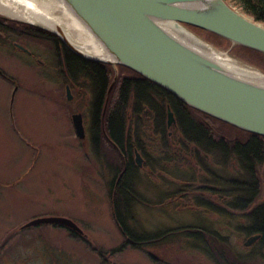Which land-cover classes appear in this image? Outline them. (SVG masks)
Segmentation results:
<instances>
[{"label":"rangeland","instance_id":"rangeland-1","mask_svg":"<svg viewBox=\"0 0 264 264\" xmlns=\"http://www.w3.org/2000/svg\"><path fill=\"white\" fill-rule=\"evenodd\" d=\"M228 6L245 16L231 3ZM0 18L53 35L40 26ZM187 30L213 49L230 54L244 68L264 75L263 71L240 58L243 53L238 50V45L220 41L202 29ZM38 36L31 31L24 35L0 32V246L11 242L0 254V264H102L94 247L109 252L123 242L112 221L108 201L112 174L107 160L114 157L107 149L112 145L105 138L95 149L87 84L83 78L70 80L62 66L64 53L61 45L56 48ZM104 64L113 71L105 95L107 104L111 91L122 76L120 66L114 68ZM66 87L71 100L66 98ZM74 114L82 115L83 140L77 139L73 129ZM172 131L174 128L168 129L169 134ZM113 151L117 153L115 149ZM133 159L135 161V153ZM141 159L134 188L139 202L132 206L129 224L132 231L154 236L182 228L212 229L226 239L235 256L264 264L255 242L244 245L246 238L235 229L239 222L228 223L227 219L194 207L192 196L199 194L201 190L196 188L204 185L201 178L194 176L195 181L189 183L187 178L186 183H181L177 179L181 177L180 173L170 171L175 167L173 164H163L164 169L159 161L157 169L153 165L146 166L145 159ZM259 174L264 178V166ZM200 177L206 178L203 174ZM262 183L264 199V181ZM179 185V190L188 185L189 189L186 192L181 189L182 194L175 195V200L169 199L171 194H176ZM48 217L72 221L83 237L72 238L65 227L51 224L24 227L32 220ZM158 245L159 248L152 246L147 251L126 247L110 259V264H212L200 235L177 234Z\"/></svg>","mask_w":264,"mask_h":264},{"label":"trees","instance_id":"trees-1","mask_svg":"<svg viewBox=\"0 0 264 264\" xmlns=\"http://www.w3.org/2000/svg\"><path fill=\"white\" fill-rule=\"evenodd\" d=\"M224 1L227 4L231 3L255 22L264 25V0ZM185 27L201 30L189 25ZM29 31L50 41L56 48L61 45L54 35H49L45 31L0 18V32L3 34L16 32L24 35ZM210 34L220 41L228 42L218 35ZM61 46L64 53L62 66L70 80L83 78L90 93L89 108L93 113L92 142L95 149L99 147L101 139L105 138L112 145L107 149L114 157L113 160H107L108 169L112 174L108 184V201L112 221L123 242L109 252L94 247L101 263L110 264V259L126 247L147 251V248L152 246L159 248L158 244L177 234L191 233L202 236L204 248L212 264H255L235 256L226 239L219 237L220 235L212 229L182 228L154 236H143L132 231L129 225L132 206L139 202L134 189L139 171V166L133 159L135 150L145 159L146 166L153 165L158 169L160 161L161 166L166 169L163 164H173L175 167L170 171L172 174L180 173L181 177L178 176L177 179L181 183H186L187 178L189 183L195 181L194 176L196 179L201 178L204 185L197 187L196 190H201L200 193L192 196L194 207L227 219L228 223L239 222L235 229L246 240L252 235H259L254 244L258 245L261 250L260 256L264 258V199H262L264 180L259 174L264 166V137L199 112L182 103L158 84L146 81L139 74L122 66L119 67L122 77L118 78L106 104L105 95L112 80V68L109 65L82 59ZM238 50L243 53V55L240 53L242 60L264 72L263 53L241 46ZM123 73L125 74L122 75ZM168 107L175 119L174 125L170 127L175 131L171 134L167 127ZM114 149L117 153L113 151ZM182 166L183 169L180 168ZM186 167L190 169L185 170ZM201 174L206 178L200 177ZM179 187L180 185L176 194H171L169 199L175 200V195L182 194L181 189L185 192L189 189V185L180 190ZM66 229L72 238L83 237L81 233ZM9 243L11 242H4L0 246V254Z\"/></svg>","mask_w":264,"mask_h":264},{"label":"water","instance_id":"water-1","mask_svg":"<svg viewBox=\"0 0 264 264\" xmlns=\"http://www.w3.org/2000/svg\"><path fill=\"white\" fill-rule=\"evenodd\" d=\"M61 3L110 59L103 61L85 55L67 39L59 25L51 24L53 29L48 30L71 53L114 68H128L146 81L158 84L187 106L264 137V81L208 57L198 37L185 25L263 54L264 26L235 11L224 0H61ZM66 94L67 100H71L68 87ZM167 109V127L170 128L175 119L170 108ZM81 117L74 114L72 124L77 139L83 140L85 131ZM134 153L135 163L140 167L142 159L136 150ZM40 224L82 232L72 221L54 217L35 219L24 227ZM259 237L253 235L244 245H251Z\"/></svg>","mask_w":264,"mask_h":264},{"label":"bare ground","instance_id":"bare-ground-1","mask_svg":"<svg viewBox=\"0 0 264 264\" xmlns=\"http://www.w3.org/2000/svg\"><path fill=\"white\" fill-rule=\"evenodd\" d=\"M0 16L24 21L47 29H53L51 24L56 23L62 28L67 39L82 53L95 59H103V61L110 59L87 29L69 13V10L61 3V0H0ZM198 40L201 43L197 42L202 44L201 49L208 57L220 60L227 67L241 73L254 75L258 81H264V75L260 72L244 68L230 54L212 49L209 44L201 39Z\"/></svg>","mask_w":264,"mask_h":264},{"label":"flooded vegetation","instance_id":"flooded-vegetation-1","mask_svg":"<svg viewBox=\"0 0 264 264\" xmlns=\"http://www.w3.org/2000/svg\"><path fill=\"white\" fill-rule=\"evenodd\" d=\"M14 46H15L17 49H19V50L25 52L26 54L30 55V52H28L27 50H25V49L22 48L21 46H19V45H17V44H14ZM83 126H84V123H83Z\"/></svg>","mask_w":264,"mask_h":264}]
</instances>
